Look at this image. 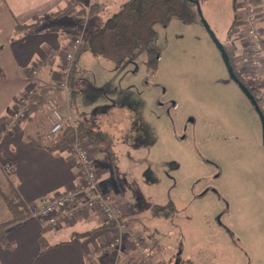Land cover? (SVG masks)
I'll list each match as a JSON object with an SVG mask.
<instances>
[{
  "label": "rangeland",
  "instance_id": "obj_1",
  "mask_svg": "<svg viewBox=\"0 0 264 264\" xmlns=\"http://www.w3.org/2000/svg\"><path fill=\"white\" fill-rule=\"evenodd\" d=\"M231 1L201 0L202 11L221 43L239 55L226 39L234 13ZM120 2L127 0L116 6ZM227 2L231 4L225 7ZM156 31L154 70L141 51L134 65L120 69L85 53L76 72L94 91L71 98L73 114L107 138L96 144L95 166L102 157L108 170L104 179L137 212L134 220L123 218L134 229L130 226L133 234H126L120 253L119 248L104 252L100 245L89 254L140 264L129 242L137 236L154 250L156 264H264L259 116L229 79L202 23L185 25L174 19ZM244 56L236 60L241 71ZM116 202L125 215L127 207ZM93 259L88 262L94 264Z\"/></svg>",
  "mask_w": 264,
  "mask_h": 264
},
{
  "label": "crops",
  "instance_id": "obj_2",
  "mask_svg": "<svg viewBox=\"0 0 264 264\" xmlns=\"http://www.w3.org/2000/svg\"><path fill=\"white\" fill-rule=\"evenodd\" d=\"M117 2L118 0H0V224L8 223L14 217L21 219L5 230V241L0 239V264H89L88 256L91 251L110 239L133 234L130 229V226L133 228L131 221L127 222V231H121L116 224L110 225L100 215L88 211L78 212L76 223L66 224L59 229H52L43 220L30 216V209L38 206L42 199L76 191L81 182L78 168L73 155L66 149L53 153L34 143L33 139L39 131L36 126L45 124L46 128L40 129L42 136L50 129L44 116L33 113L28 120L19 123L18 129L13 133L2 134L3 126L10 120L18 98L29 86V70L39 66V83L48 87L56 85L61 74V56L68 50L71 40L83 32L84 27L82 29L78 26L82 23L78 13L63 16L62 11L68 6L87 10L95 4L100 6L101 14L96 21L88 23L83 35L85 37L102 28L104 22L121 9L124 4L120 2L121 6H116ZM254 3L257 11L264 13V0H254ZM230 4L227 2L225 7ZM221 9L223 7L220 6L218 10ZM232 21L234 22H229L230 26ZM261 25L264 33V22ZM18 26H29V29L18 30ZM236 26L241 31L232 38L231 43L236 53H243L247 50L243 38L245 22L236 23ZM68 30L73 32L71 36L67 33ZM81 60L82 57L78 60L76 72L80 71ZM74 86L80 89V93L94 91L88 81L77 77V73L71 87ZM52 94L62 113L70 115L77 122L79 118L74 116L70 102L77 95L67 97L57 91ZM98 149L93 147L94 159L100 151ZM101 158L96 162L100 189L113 193L118 202L127 207L124 209V216L134 220L137 212L122 199L117 188L104 179L108 170ZM5 165L13 168L12 176L4 173ZM7 200L16 203L18 207L10 211ZM43 239L45 245L42 244ZM126 247L125 253H131L128 241ZM95 262L119 264L118 260L106 255L96 256Z\"/></svg>",
  "mask_w": 264,
  "mask_h": 264
},
{
  "label": "built area",
  "instance_id": "obj_3",
  "mask_svg": "<svg viewBox=\"0 0 264 264\" xmlns=\"http://www.w3.org/2000/svg\"><path fill=\"white\" fill-rule=\"evenodd\" d=\"M241 16L245 19V30L243 34L247 50L245 65L242 73L247 82L257 91L255 100L259 104H264V64L262 61L264 53V33L261 27V17L264 13L258 12L255 8L254 0H242L239 4ZM83 44V36L74 37L68 47V50L61 56L62 68L59 80L52 88L54 91H60L67 97L80 93L78 87H71L70 79L73 69L76 66L77 55ZM50 58V57H49ZM31 77L27 90L18 98V102L11 113L10 120L3 126L2 134H11L19 127V123L28 120L32 114V103L36 93L41 88L39 83L40 67L34 66L30 69ZM50 129L47 133V139L54 142L68 128V125L75 127V121L69 115L62 113L55 100L50 99L42 109ZM66 151H69L78 168L81 179L80 187L76 191H70L56 197L42 199L38 206L30 209L31 216L43 220L47 226L52 229H59L66 224L76 223V215L80 211H88L100 215L108 224L115 223L121 231H126L128 226L124 222V214L119 208L116 198L111 192H103L100 187L99 172L95 166L93 146L91 143H81L78 135L75 133L67 145ZM5 174L12 176L14 170L11 166H6ZM135 248L136 253L140 255V264H156V253L145 241L137 236H131L130 241ZM124 236L108 240L101 245L104 252L115 251L119 248L121 252ZM101 254H89L88 259ZM90 264V263H89ZM91 264H93L91 262ZM132 264V263H131ZM134 264V263H133Z\"/></svg>",
  "mask_w": 264,
  "mask_h": 264
},
{
  "label": "trees",
  "instance_id": "obj_4",
  "mask_svg": "<svg viewBox=\"0 0 264 264\" xmlns=\"http://www.w3.org/2000/svg\"><path fill=\"white\" fill-rule=\"evenodd\" d=\"M199 1L202 3L201 0ZM241 1L242 0H233L232 3L234 10L232 20H234V22L232 21L233 24L230 26L231 29L226 33L227 43L229 44H231L232 38L241 31V28H238L236 23L245 21L244 17L242 18V16L238 14L241 13L239 7ZM72 12L78 13L79 17L82 19V23L78 26H80V28H87L89 22L92 23V21H96L97 18H99L101 8L96 4L89 10L81 9V7L78 6H68L62 11V14L68 15ZM174 19L185 25L201 23L197 6L190 0H128L117 13L113 14L104 22L102 28L94 31L88 40L83 37V44L77 55L76 66L71 74L70 85L72 86L76 80L75 69L79 58L84 53H89L97 59L108 60L116 66V69H120L125 66L134 65L137 59V53L143 51L149 59V66L154 70L158 60V53L152 47L157 40L156 27H167ZM17 29L26 30L29 29V26H18ZM67 33L71 36L73 32L68 30ZM224 47L229 53L230 63L233 67L235 76L249 90L250 94L255 99L257 91L247 82L245 75L239 69V64L236 63L241 60L246 53L243 52V55H241L242 53L240 55L231 54L230 49L226 45H224ZM26 75H28L27 71ZM28 76L30 79V70ZM55 92L56 91L48 86H41L32 103V109L35 115L44 116V118H46L42 112L43 106L50 99L56 101L52 94ZM57 92L59 93L60 91ZM257 103L259 104V102ZM262 111L264 114V110ZM36 128L39 131L33 139L34 143L53 153L66 149L75 133L78 135V139L81 143L87 141L91 143L93 147L97 148L98 146L96 144L107 139L105 136L102 138L100 133H94V130L87 128L80 120L75 122V127L68 125V128L54 142L48 141V132L43 136L41 135L40 129L46 128L44 123H40ZM97 135L101 136V138L98 139ZM106 150H109V148H106ZM4 167H6V165ZM7 206L10 211L18 207L16 203L9 200H7ZM20 221L21 219L14 217L10 222L0 224V239L5 241V230L12 224H16ZM110 225H115V223H110ZM42 244L45 245L44 239Z\"/></svg>",
  "mask_w": 264,
  "mask_h": 264
},
{
  "label": "water",
  "instance_id": "obj_5",
  "mask_svg": "<svg viewBox=\"0 0 264 264\" xmlns=\"http://www.w3.org/2000/svg\"><path fill=\"white\" fill-rule=\"evenodd\" d=\"M190 1H192L197 6L198 15H199L201 23L204 25V27L207 30V32L209 33L213 43L215 44L216 48L220 52V55L222 57V60H223L224 65L226 67V70L228 72L229 79L237 85V87L240 89V91L243 93V95L249 100V102L253 106L255 112L259 116V119H260L261 124H262V138H263V145H264V114H263V111L260 108V105L254 99V97L250 94L249 90L235 76L233 67H232V65L230 63L229 54L227 53L224 45L218 39V37L215 34V32L212 30L210 25L205 20V18L203 16V11H202V8H201L200 1L199 0H190Z\"/></svg>",
  "mask_w": 264,
  "mask_h": 264
},
{
  "label": "flooded vegetation",
  "instance_id": "obj_6",
  "mask_svg": "<svg viewBox=\"0 0 264 264\" xmlns=\"http://www.w3.org/2000/svg\"><path fill=\"white\" fill-rule=\"evenodd\" d=\"M228 53V52H227ZM230 53H232V51L230 52ZM229 54V53H228ZM213 193H217V191L216 190H211ZM206 193H208V191L206 192Z\"/></svg>",
  "mask_w": 264,
  "mask_h": 264
}]
</instances>
